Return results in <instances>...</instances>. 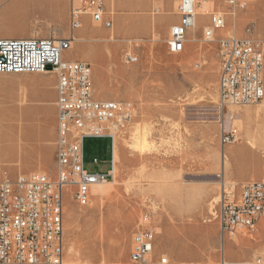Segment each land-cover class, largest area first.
<instances>
[{
  "label": "rangeland",
  "instance_id": "1",
  "mask_svg": "<svg viewBox=\"0 0 264 264\" xmlns=\"http://www.w3.org/2000/svg\"><path fill=\"white\" fill-rule=\"evenodd\" d=\"M58 1L47 8L48 0H0V35L66 37L69 6ZM255 1L249 0L248 9ZM246 15L241 35L250 25L264 55V22ZM92 29L87 24V31ZM223 30L226 35L238 28L230 24ZM168 32L137 40L76 32L78 40L63 52L90 64L95 93L133 105L127 127L114 138L113 179L95 185L100 196L92 188L89 203L79 205L74 186L63 190L64 256L80 264L125 262L132 233L146 214L154 230L153 259L163 254L176 263H213L223 254L229 264L256 256L264 264V219L222 241L211 214L223 187L237 196L243 181L264 178V97L256 104L219 107L216 43L199 38L192 54L172 53ZM126 54L137 59L128 62ZM30 77L39 84L30 85ZM54 80L52 70L0 74V179L4 172L14 178L55 175L56 107L46 99ZM231 127L237 140L222 144L221 131ZM109 147L106 138L84 139L87 171L106 170Z\"/></svg>",
  "mask_w": 264,
  "mask_h": 264
},
{
  "label": "built area",
  "instance_id": "2",
  "mask_svg": "<svg viewBox=\"0 0 264 264\" xmlns=\"http://www.w3.org/2000/svg\"><path fill=\"white\" fill-rule=\"evenodd\" d=\"M249 0H221L225 10L208 12L209 23L202 27V39L215 40V31L225 27L227 15L234 17L246 9ZM69 27L82 26L84 16L104 27L111 26L102 0H70ZM206 1L179 0L180 22L171 26L166 39L169 52L182 50L187 31L195 26L196 15ZM205 12V10H203ZM74 36L0 37V73L20 74L53 70L56 73V171L20 174L0 179V264H80L64 256L63 190L74 186L73 200L87 205L91 186L113 179V168L91 173L83 166V141L86 137H108L111 143L127 127L133 105L127 100H96L93 97L91 66L83 61H68L62 52L71 47ZM219 69L217 78L219 107L246 106L264 96L263 51L250 25L245 35L217 38ZM136 56L126 54L133 62ZM222 144L237 140L236 128L221 131ZM96 163V159L93 160ZM222 241L242 231L253 230L264 218V178L240 185L237 196L222 188L212 206ZM154 230L144 214L131 237L127 260L98 264H229L224 255L210 262H171L161 254L153 259ZM242 264H263L262 258Z\"/></svg>",
  "mask_w": 264,
  "mask_h": 264
},
{
  "label": "crops",
  "instance_id": "3",
  "mask_svg": "<svg viewBox=\"0 0 264 264\" xmlns=\"http://www.w3.org/2000/svg\"><path fill=\"white\" fill-rule=\"evenodd\" d=\"M50 1L51 0H48V2L45 3V5H47V8L52 6V3ZM178 1L179 0H102L106 11H108V17L111 20V26L109 28H106L101 23L93 22L90 19V17L84 16L82 19V26L76 30H73V31H71V29L69 27V10H70V6H71L70 0H59L57 4L59 6H62V5L66 6V7L69 6V9H68V35L66 37H68L72 34L74 36V41L72 42V44H74V42L76 40H78L77 35L79 33L92 34V33L98 32L100 34L106 35L107 39H113L114 37H119V38L131 37L132 39L137 40V38H150L151 36H153L155 31L166 32L168 29L170 31L171 26L178 24L180 22V16L177 14V11H176ZM196 1H202V0H196ZM204 1H206L205 5H204L205 12L198 13L195 17L196 18L195 26L197 25L198 27L193 32H191L192 29L187 31L186 40L183 44L182 50L180 51V52L183 51L186 55L192 54L193 48L195 47V41L199 38H202V27L204 25H206L207 23H209V17L207 15V13L211 12L212 10H217V9L225 10V6L221 3V0H204ZM255 2H256L255 5L248 9V6L250 4L248 1V5H247L246 9L243 11H238L234 17L229 16V15L226 16V18H225L226 24H225V27L223 29L228 27V25L230 26V24L234 25V27L237 26V28H238V30L234 31L233 34H226V35H233L236 37H242L243 36V35H241V31L239 28L245 22V19H246L245 14H247L246 16H250L254 19L258 18V19H256V21H258L259 23L264 22V19L262 20V18L260 17V14L264 15V0H256ZM46 10L51 11L49 9H46ZM174 11H175V14H174ZM89 23L93 26L92 31L91 30L87 31V24H89ZM223 29L215 31L214 42L216 43V48H217L218 69H219V55H218L217 38H219L221 36H225V34L222 33L224 31ZM76 32H78L77 35H76ZM168 35H169V32H168ZM30 36L56 38V37H51V36L26 35V34H18L16 36L0 35V37H8V38L30 37ZM58 38H65V37H58ZM127 40H131V39L128 38ZM210 42H213V41H210ZM72 44H71V47H72ZM63 52H62V58L64 60L81 61V60H79L80 59L79 55H74L71 58H65L63 56ZM263 62H264V59H263ZM96 71L97 70L95 69V74H96ZM44 72H46V71L37 72V73H20V74H24V75L37 74V75H40L41 73H44ZM0 74H6V73H0ZM217 78H218V73H217ZM262 79H263V70H262ZM91 80H92L93 97L96 100H118V99H110L111 95H109V94L95 93V91L93 89L92 68H91ZM56 82H57V77H56V73H55V80L51 84V87L53 89L52 93L50 94V96H48L46 98L48 102H51V100L56 101ZM263 84H264V81H263ZM34 92L38 96L42 95L41 90H35ZM217 100H218V89H217ZM55 107H56V105H55ZM104 138L110 140L108 137H99L97 139H104ZM55 139H56V137H55ZM54 145H55V141H54ZM108 153L109 154H108L107 161H108L109 166L106 168V170L101 169V170H97V171H92L91 173L108 172V171H110L111 164H112V168H113L114 142L111 143V141H110V147H109ZM96 162H97V159H96ZM83 166H84V154H83ZM84 169L87 171V169L85 167H84ZM55 171H56V162H55ZM38 173L47 174L45 172H38ZM4 175L8 176L9 178H14V177H10L6 172L3 173V176ZM47 175H49L51 177L55 176V175L52 176L50 174H47ZM3 176H1V178ZM260 179H262V178H260ZM249 180H259V179H249ZM245 181H248V180H245ZM245 181H243V182H245ZM239 191H240V188H239ZM239 191H238V194H239ZM263 219L259 220V222H261ZM229 239H231V238H229Z\"/></svg>",
  "mask_w": 264,
  "mask_h": 264
},
{
  "label": "bare ground",
  "instance_id": "4",
  "mask_svg": "<svg viewBox=\"0 0 264 264\" xmlns=\"http://www.w3.org/2000/svg\"><path fill=\"white\" fill-rule=\"evenodd\" d=\"M199 9H201L200 10V12L199 13H203V9H204V7L202 6L201 8H199ZM28 80H29V84L30 85H35V84H39V81H38V79L36 78V77H30V78H28ZM18 85H21V86H25L26 85V83H19ZM117 156H118V153H117V149L115 148V146H114V156H113V158H114V160H113V175L115 174V172H116V168H117V165H116V159H117ZM234 156H235V153H233L232 154V159L234 158ZM95 185H98V184H94V185H92L91 186V190H93L94 189V193H95V195H96V197H99L100 196V193H101V189L99 188V187H96ZM93 188V189H92ZM66 209H67V206H64V210L66 211ZM68 215H69V217H70V222H69V225L70 226H73V222H74V219H72L73 218V216H72V213H71V211H68ZM239 238V237H238ZM68 261H70V262H72V263H77V261H75V260H73V259H69Z\"/></svg>",
  "mask_w": 264,
  "mask_h": 264
}]
</instances>
